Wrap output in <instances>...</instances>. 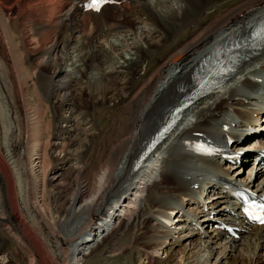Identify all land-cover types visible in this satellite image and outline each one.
I'll list each match as a JSON object with an SVG mask.
<instances>
[{"label": "bare ground", "instance_id": "bare-ground-1", "mask_svg": "<svg viewBox=\"0 0 264 264\" xmlns=\"http://www.w3.org/2000/svg\"><path fill=\"white\" fill-rule=\"evenodd\" d=\"M108 1L95 10L87 9L92 0H16V13L28 16L23 38L40 59L33 78L16 42L11 8L0 0V226L17 241L16 251L27 264H84L100 248V237L117 227L118 238L108 252L122 254L140 243L131 264H264V226L247 223L232 196L235 187L264 196V123L259 133L248 127L262 114L264 119V48L240 56L234 72L184 111L158 149L133 169L144 143L196 87L204 63L236 41L242 49L252 46L251 32L264 20V0H234L228 8L224 0ZM187 28L185 41L151 68L155 52ZM75 33L78 41L72 39ZM143 61L147 67H141L140 76L136 69ZM64 68L71 72L68 81L52 85ZM137 80L141 83L133 88ZM126 98L127 121L121 118L118 131L90 152L93 163L81 166L79 153L69 158L67 147H82L91 136L90 113ZM66 111L71 115L65 117ZM71 121L81 128L75 126L76 138L61 145L69 127L57 124ZM56 128L58 136L48 134ZM252 136L262 149L246 155L244 143ZM57 150L65 153V159H56L62 165L70 160L79 164L69 167L72 188L59 202L58 192L48 190L67 180L60 172L50 176ZM249 159L259 182L239 177ZM222 162L236 163L237 169L223 171ZM204 186L206 193L220 192L216 199L222 206L206 211V205L193 200ZM190 203H196L197 213L188 216L182 204ZM148 210L158 218L154 227L147 225L152 220ZM211 213L219 215L215 221ZM168 214L179 222L176 233L187 230L188 248L168 242L172 233L163 227ZM196 214H201L199 222L181 225ZM211 221L205 236L197 232L201 223ZM132 229H138L139 237L128 246L121 236ZM159 250L165 254L161 259L152 255Z\"/></svg>", "mask_w": 264, "mask_h": 264}, {"label": "rangeland", "instance_id": "rangeland-1", "mask_svg": "<svg viewBox=\"0 0 264 264\" xmlns=\"http://www.w3.org/2000/svg\"><path fill=\"white\" fill-rule=\"evenodd\" d=\"M233 1L234 0H224V1H222V6L224 8H228L229 4H231ZM15 2H16V0H5V7L6 8L7 7L11 8L9 14H11L10 16L12 18V27H13L14 32H15L16 37H17L16 38V42L21 44L20 45V49L22 51H24V53H25V56H26V59H27V66H28V69H29V74H31V76L34 78V74H32V73H35L36 69L38 68V66H37L38 63L36 62V60L39 61L40 59L34 58L33 54L31 53L32 46L30 45L31 48H30V46H28L29 45V42L27 41L28 38L27 39L23 38L24 36L26 37L25 32H26L27 27H28V16H25V15H21L20 16V14L16 13L17 6H16ZM225 3H227V4L225 5ZM218 8L220 9V7H218ZM124 12L125 11L123 10V13ZM216 12L219 13L220 10L219 11L216 10ZM5 14L8 15V13L6 11H5ZM204 20H205V17H202L201 19H199V22H203ZM189 31H190V28H187V29L182 30L179 35H176V36L173 35L172 38H170V42H168L166 45H164L160 50H157L155 52V54H154L155 58L153 59L151 65H150L151 68L155 67V65L158 63L159 59H163L166 55H168V53L175 46H177L179 44V42L181 43V42L185 41V38L187 37V33ZM79 38H80L79 35L76 34V33L72 37L73 40H77V41L79 40ZM25 42H27L26 45L24 44ZM150 66L148 67V69H150ZM141 67H143V69H145L147 67V61L146 62L143 61L140 64V67L136 69L137 73L139 75L140 74L143 75ZM70 73L71 72H68L66 70V68H64L63 70L59 71L58 74L55 75V77H53V79L51 81L52 85H54V86L57 85L59 82L62 81V79H63L64 82L68 81ZM140 83H141V81L137 80L136 83L132 85L133 88L139 86ZM72 85H73V83H72ZM28 89H29V94L31 96L30 102H31V104L34 105L36 103V99H35L33 85H32L31 82L28 83ZM58 95L60 97H63L64 96V91H59ZM72 96H74V95L72 94ZM60 97L59 98L56 97L55 101H58L60 99ZM71 99L73 100L74 97H72ZM123 100L124 101H122V102L119 101L115 105H114V102H111V104L110 103H106V104L99 105V106L96 107V110H94V111H92L90 113L88 119L90 121H92V124L90 126L91 128L89 130V134L91 136L88 137V139L86 140L87 142L82 147L76 148V146H77L76 143L73 144V146H71V147L70 146L67 147V151L66 152L70 153V155H68L69 158L71 156V158L75 159L76 158L75 156H77L78 153H79V154H81L80 155L81 163H82L81 166H83L85 164V162L93 163L92 160L94 159V157H93V155L90 154V152L94 153L98 149V146L103 142L104 137L111 136V133H112L111 131L112 130L118 131V129H119V124L118 123H119L121 118L123 119V120H121V122H123L124 120L127 121L128 116L125 114L126 113L125 110H126V103L128 101H127V98L123 99ZM69 115H71L69 113V111L64 112V116L65 117H67ZM50 116L51 115L49 113L46 116V118H48ZM262 116H263V114L260 115V118ZM260 118H258V119L255 118L254 119V124L248 126L249 128L253 129L252 130L253 133H254V131L259 133L260 131H258V130H260V128L262 129V125L264 123V119L262 121H260ZM58 125H60V126H62L64 128L65 127H67V128L69 127L68 128L69 132L67 134V140L66 141H63V140L60 141L62 143L61 145H63V144L65 145V143H67V141H73V139L76 138L77 132L74 131L75 130L74 129L75 126H76V128L78 130L81 128L80 126H77V124H74L73 121L68 123V125L65 124V123H59V124H57V126ZM86 128L89 129L88 126ZM48 134H50L51 136L53 135V137L54 136H58L57 128L56 129H52V131L48 132ZM252 138L254 139L255 136L248 137V139L244 143L245 144L244 146L246 147L245 151H244L245 152L244 154H246V155H248L249 153H253L254 151L262 149L261 147H259V143H255V145L252 143V141H253ZM263 142H264V135H263ZM59 148H61V147H59ZM60 150H57V152H55L54 157H53V159L50 162V164H51L50 165V176H53V174H55L57 172H60L63 175L66 174V176H64V177L67 178V180H63L62 179L61 181H63V182L59 181L58 182L59 185L57 184L58 186L54 187L53 186L54 184H53L52 187L48 188V190L51 191L53 195H54L55 191L58 192L57 194H55V198H56L55 201L56 202H59L63 198L69 196L70 191H71L70 189L72 188V186L70 187V184L73 182V179H74L73 178V174L69 175V173H70V172H68L69 171V167H73L74 165L75 166L79 165V164L76 165V163H74L71 160L68 162V165H62V163H60V161L56 160V159H61V157L62 156L64 157V155H65L64 152H63V154H61ZM89 154H90V156H89ZM65 158L66 157H64V159ZM55 160L57 161V164H56V166H53V162H56ZM228 163H231V162H222L221 165H220L221 166V170L231 172V171H234V170L237 169V168H234V167H236L238 164H236V163L230 164V166H231L230 167ZM257 173L258 172L255 170V164L253 166L252 165V161L249 159V162L245 163L240 168V176L239 177L241 179H248V180L250 179V180H255V181L259 182L260 179H261V176L258 177ZM53 178H55V177H53ZM63 188H66L68 191L66 190V191L60 192L61 190H63ZM206 191H207V189L204 186V188L201 189L202 196H201V194L197 195V196H195L196 198L193 197V200H197L199 202L200 206L206 205V207H205V209H207L206 211H211L215 207L222 206V204H218L219 203L218 200H220V199H216V197L220 196V192L218 190L214 189L212 192H207V193H206ZM59 193H61V194H59ZM147 202L148 201H146V204H148ZM184 204H182L183 205L182 207L185 208V211L188 213V216L193 215L194 211L197 213V211H196V207H197L196 203H193V204L190 203L186 207H185ZM146 215H148V216L150 215L151 219H152V220H149L150 222L147 225H149L151 227L156 226V223L158 222V221H156V219L158 220L157 216H155V214L153 212H150L149 210L146 213ZM200 215L196 214L195 215V219H191L190 218V220H189V218H188L189 221H186V222L183 219L184 220L183 222H185V225L182 222H181V225L185 227L186 225H188V222H190L191 220H193L194 223L199 222L200 221L199 218L201 217ZM210 216L213 219L212 221H215L214 219L217 218L219 215L218 214L214 215L213 213H211ZM173 217L174 216L168 214L167 215V220H169L168 223H167L166 220L163 223V227L165 225H167V227L165 226V228L169 229V231H171V233H172L171 234L172 236H170V239H169L168 242H175V243L177 242V243L180 244L179 248H181L183 246H187V248H188V244L190 242V240H189L190 238L189 237L184 238L185 235L188 232H187V230H184L185 229L184 228L182 230H179L182 233H176V232H178V230H174V226L176 224H179V222L177 220H174ZM178 218H180V217H178ZM182 218H184V217H182ZM212 221L210 223H208V224L206 223V225H204V223H201V225H199V229L197 227V232L201 233V234H203V236H205L206 233H208L206 231L210 230L208 228L211 227ZM181 225H177V226H181ZM117 228H116L115 232L110 234L109 236L107 235L105 237H102V236L100 237V239L98 240V243L100 244V248L98 250L92 252L90 255H88V257H86V260H85L84 264H131V263H133L134 258L137 255V251H141V249H142L140 247V243H135L131 247L126 248L127 250L124 251L125 253H122V254H118V253L110 254L108 252L109 251V247L112 244H114L116 242V239L118 238L117 236L119 235L120 229H117ZM213 228L216 229V227H213ZM132 230L135 232V234L133 233ZM132 230H130L128 232V234L126 233V234L121 236L123 243L128 245V246H129V243H130L131 239H133V238L138 239L136 237V235L138 236V231H137L138 229H132ZM173 233H175V234H173ZM195 233H196V231H195ZM236 238H238V236H236L235 239ZM193 239L196 240L195 237ZM0 240L4 241L3 250L0 251V263L1 264H27L28 263L27 261L22 260L20 255H18V253L16 251L17 246H18L17 241L14 240L11 237V235L9 236L8 232L2 226H0ZM167 244H170V243H167ZM190 250H192L193 253H196L198 251L197 249L194 250L192 248H190ZM209 253H211V249L210 248H209V250L205 249L206 256ZM151 254H152V252H151ZM238 254H239V252H238ZM152 255H154L157 259H161V258H163L165 256V254H163L162 250H159L156 254H152ZM212 257L213 256H211V258L209 260L211 262L214 261V258H212ZM204 263L205 262H203L202 264H204Z\"/></svg>", "mask_w": 264, "mask_h": 264}, {"label": "snow or ice", "instance_id": "snow-or-ice-1", "mask_svg": "<svg viewBox=\"0 0 264 264\" xmlns=\"http://www.w3.org/2000/svg\"><path fill=\"white\" fill-rule=\"evenodd\" d=\"M103 2H105V0H92V5L95 6V10H99L98 5L102 4ZM197 150L206 152L208 154L211 153V149L204 148L203 146H198ZM261 222H264V220H262Z\"/></svg>", "mask_w": 264, "mask_h": 264}]
</instances>
